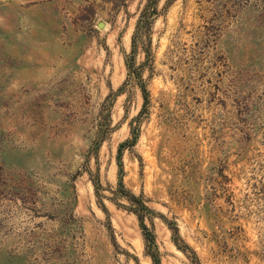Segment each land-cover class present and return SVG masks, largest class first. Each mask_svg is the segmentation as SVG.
Instances as JSON below:
<instances>
[{"label": "rangeland", "instance_id": "374dc122", "mask_svg": "<svg viewBox=\"0 0 264 264\" xmlns=\"http://www.w3.org/2000/svg\"><path fill=\"white\" fill-rule=\"evenodd\" d=\"M0 264H264V0H0Z\"/></svg>", "mask_w": 264, "mask_h": 264}, {"label": "trees", "instance_id": "16d2710c", "mask_svg": "<svg viewBox=\"0 0 264 264\" xmlns=\"http://www.w3.org/2000/svg\"><path fill=\"white\" fill-rule=\"evenodd\" d=\"M134 199H135V202H137L136 201V198L135 197H133ZM147 208L142 204V203H137V207L134 209V212L137 214V217H138V219L140 220V222H142L143 221V215H140V212H143V211H145Z\"/></svg>", "mask_w": 264, "mask_h": 264}]
</instances>
